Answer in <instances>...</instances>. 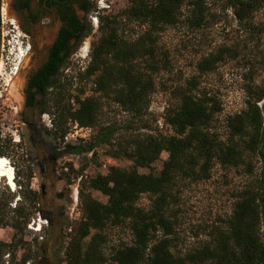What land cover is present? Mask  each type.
<instances>
[{"label":"trees","instance_id":"1","mask_svg":"<svg viewBox=\"0 0 264 264\" xmlns=\"http://www.w3.org/2000/svg\"><path fill=\"white\" fill-rule=\"evenodd\" d=\"M214 1L231 8L249 34L264 30L253 23L254 13L264 7V0ZM90 4L85 0L87 12ZM208 4L207 0H130L121 20L144 28L133 38H126L114 18L105 21L101 17L100 34L91 42L85 71L91 79L90 95L74 96L73 107L69 85L60 78L51 91L45 83L38 84L37 91L45 99L41 111L51 115L50 134L62 138L68 131L67 121H74L95 129L92 140L84 144V152H91L92 160L96 147L106 145V154L132 162L128 168L111 166L105 174L87 180L90 188L107 197L106 202L81 196L80 219L70 229L57 264H264V102L258 105L264 99V85L250 82L244 86L243 107L221 121L218 114L222 104L201 81L203 75L234 55L232 47L220 45L203 54L191 74L167 87L163 120L171 134L131 129L130 119L121 127L100 122L105 101L109 100L134 121H142L157 75L170 70L168 53L159 44L160 33L178 24L182 16L193 28L205 27L213 16ZM163 151L167 157L157 172L138 171L139 167L150 168ZM4 155L7 153L0 144V156ZM215 166L232 181L230 211L212 223L207 238L199 245L179 250L173 207L180 183L207 180ZM80 169L69 168L74 176ZM31 173V169L26 172L24 181L16 180L22 198L13 207L9 203L15 193L0 191V228L13 229L10 241L0 240V264L5 254L14 262L18 249H23L19 264L31 258L24 240L26 224L38 201V193L29 188ZM142 194L147 195V207L137 203ZM108 227L126 229L130 239L106 253L104 229ZM91 229L94 232L85 241ZM37 253L43 255L42 246Z\"/></svg>","mask_w":264,"mask_h":264},{"label":"rangeland","instance_id":"2","mask_svg":"<svg viewBox=\"0 0 264 264\" xmlns=\"http://www.w3.org/2000/svg\"><path fill=\"white\" fill-rule=\"evenodd\" d=\"M208 8L213 16H209L208 23L203 28H193L187 25L181 17V21L173 27L166 28L159 36V44L165 49L170 59V70L161 73L156 77V87L150 96L147 111L142 121H134L133 117L123 112L114 103L105 101L103 112L100 118L101 124H116L121 127L127 124L130 119L133 121L131 129L140 127V131H159L163 134H171L170 126L164 123L163 116L168 103L167 87L174 82H178L193 72L194 63L207 52L214 50L220 45H227L234 49L233 56L226 57L221 61L215 70L202 76V84L211 90L219 98L222 110L218 118L223 119L243 107L245 99L244 86L252 82L256 85H264V30H258L254 34L240 26L235 19L232 9L226 7L221 1L207 0ZM130 4V0H95L91 10L87 13L88 34L81 42L76 56H72L58 78L66 82L71 95L70 104L75 107L74 96L84 97L92 93L91 79L86 75V67L90 59L91 42L100 34V19L105 21L114 18L118 22L121 35L126 38H133L136 33L144 27L135 22L121 20L123 10ZM5 0H1L0 5V58L3 62V69H0V141L4 155L13 169L14 187L11 189L5 178L1 179L0 191L14 192L15 196L9 205L11 207L22 198L17 191L20 186L16 180L24 181L25 174L31 168L29 178V188L40 194L38 189V173L33 166H29L30 161L26 157V142L20 129V119L18 117L16 104L8 93V84L14 74L7 68L16 62V56L8 51L16 48V41L24 40L23 33L18 29V24L13 17L6 16ZM4 7V10L2 8ZM183 13H186L183 9ZM12 21V23H11ZM253 23L257 28L264 27V7L254 13ZM1 43L4 44L3 49ZM57 82V81H56ZM80 90H83L82 92ZM264 99L258 102L260 106ZM51 115L44 113L43 124L51 128ZM48 124V125H46ZM141 124L146 125L141 127ZM142 125V126H144ZM68 140H81L90 142L95 129L79 126L74 121H67ZM16 138V140H13ZM64 140V139H63ZM56 142L61 144V138ZM62 146V144L60 145ZM106 145L96 147L95 159H91V152H88L84 162L79 164L69 152H65L59 159L56 174L61 177L55 181L54 189L61 196L53 197V202L59 205L62 211L61 218V238L52 252L53 264H57L63 257L64 246L67 243V236L70 229L76 225L81 216L80 202L81 196L90 195L100 202H106L107 197L100 191L88 186L87 180L96 174H105L109 167L131 166V160L127 158H115L105 153ZM167 157L166 152H161L160 158L151 164V167H139V172H148L150 169L157 172L162 164V160ZM80 169L77 176L69 170ZM19 171V176L16 175ZM34 172V173H33ZM230 174V173H229ZM223 177V171L215 166L209 179L200 182L180 183L178 201L174 205L177 214V247L184 250L192 246L199 245L207 238V232L212 223L217 218H224L230 211V191L232 181ZM76 191V200H73V193ZM60 197V198H59ZM146 194H142L138 204L143 207L148 206ZM35 212L31 215L26 224L24 240L28 242L25 248L30 247L31 258L25 263L30 264L42 255L37 253L36 242L45 239L47 236V219L41 218L38 211V202ZM39 224V226H38ZM94 232L91 229L89 235L84 240L87 241ZM106 243L104 250L109 249L122 241H129L130 234L126 229L118 227H108L104 229ZM13 229L9 226L0 228V240L10 241ZM27 252V250H26ZM23 253V249H18L15 253L14 262L10 261L8 254L3 256L2 264H19L18 261Z\"/></svg>","mask_w":264,"mask_h":264},{"label":"flooded vegetation","instance_id":"3","mask_svg":"<svg viewBox=\"0 0 264 264\" xmlns=\"http://www.w3.org/2000/svg\"><path fill=\"white\" fill-rule=\"evenodd\" d=\"M84 3L85 0H9V6L16 12L19 28L24 35L23 41L28 45L17 69V72L24 73L18 112L21 122L18 126L27 141L29 166L38 170V189L43 196L47 188L55 186L50 176L57 172L61 156L68 150H74L68 140V132L61 138L60 146L56 142L57 137L49 133L50 128L44 126V113L47 116L50 113L41 111L45 99L37 88L43 82L47 90L51 91L67 61L77 55L81 42L88 34V12ZM52 27V32L37 49L31 28L39 31ZM35 52H38L40 59L33 62ZM77 148V153H84V144Z\"/></svg>","mask_w":264,"mask_h":264},{"label":"water","instance_id":"4","mask_svg":"<svg viewBox=\"0 0 264 264\" xmlns=\"http://www.w3.org/2000/svg\"><path fill=\"white\" fill-rule=\"evenodd\" d=\"M5 1L7 2L6 16L13 17L18 24L16 12L9 6V0H5ZM94 2L95 0H90L91 8L94 5ZM18 29L20 30L19 24H18ZM31 29L34 32L32 39L36 45V48L40 49L41 44L44 42L47 35L50 32H52L53 27L52 28H42L39 31L33 30V28ZM39 59H40V55L38 56V52H35V56L32 59V61L36 62ZM23 80H24V73L23 72L20 73L16 71L13 77L10 79L9 84H8V93L10 94L11 98L16 104L17 113L19 112V108H20L19 103H21V99H22V93L20 91V88L22 87ZM19 119L21 122L20 117ZM25 142H26V154H28V150H27L28 145H27L26 139H25ZM69 142L73 144L74 152H70L69 150L66 152H69L79 164H82L88 152L77 153L76 151H78L79 149L77 148V146L82 145V144H87V142L77 140V139L69 140ZM27 160H28V157H27ZM34 170L35 172L38 173V170L36 167H34ZM50 177H52V179L50 180L51 182H55L57 179L60 178V176L57 175L56 173ZM46 191L47 193L44 196L42 194H39L37 202H38V211L40 214V219L41 218L47 219V236L45 239H42L34 244L37 248L42 246V248L44 249V253L39 259H37L36 261L30 264H53L52 252H53V249L56 247V245L60 242V238L62 235V232H61L62 211H61L60 206L56 205L53 202V197H58L57 194H60V193H57L54 187L47 188Z\"/></svg>","mask_w":264,"mask_h":264},{"label":"built area","instance_id":"5","mask_svg":"<svg viewBox=\"0 0 264 264\" xmlns=\"http://www.w3.org/2000/svg\"><path fill=\"white\" fill-rule=\"evenodd\" d=\"M16 48L14 47L13 49L11 48L8 53L9 54H14L16 56V62L13 63L12 65H10V62L7 66V68L9 69V71H11L12 74H15V72L18 69V64L20 62V60L24 57L25 53H26V49L28 48V45L24 43V41L22 39H19L18 42L16 41ZM4 44L1 43V48L3 49ZM0 60L2 61V59L0 58ZM3 65H2V69H3ZM13 140H16V138H13ZM73 200H76V191L73 192Z\"/></svg>","mask_w":264,"mask_h":264},{"label":"bare ground","instance_id":"6","mask_svg":"<svg viewBox=\"0 0 264 264\" xmlns=\"http://www.w3.org/2000/svg\"><path fill=\"white\" fill-rule=\"evenodd\" d=\"M2 10H4V7L2 8ZM2 65H3V62L0 60V69H2ZM2 178H5L6 183L11 188L14 187L15 184H14V179H13V169L11 165L8 163L7 159L3 156H0V182Z\"/></svg>","mask_w":264,"mask_h":264}]
</instances>
